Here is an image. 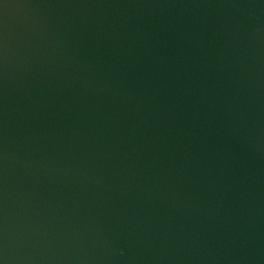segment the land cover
Returning <instances> with one entry per match:
<instances>
[{
  "label": "water",
  "instance_id": "water-1",
  "mask_svg": "<svg viewBox=\"0 0 264 264\" xmlns=\"http://www.w3.org/2000/svg\"><path fill=\"white\" fill-rule=\"evenodd\" d=\"M0 264H264V0H0Z\"/></svg>",
  "mask_w": 264,
  "mask_h": 264
}]
</instances>
